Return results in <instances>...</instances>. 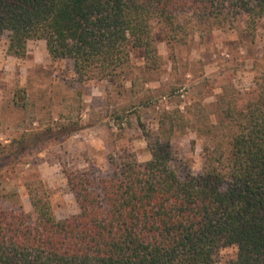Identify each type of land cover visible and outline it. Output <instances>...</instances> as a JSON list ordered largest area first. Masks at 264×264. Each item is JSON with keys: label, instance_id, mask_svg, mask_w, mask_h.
<instances>
[{"label": "trees", "instance_id": "1", "mask_svg": "<svg viewBox=\"0 0 264 264\" xmlns=\"http://www.w3.org/2000/svg\"><path fill=\"white\" fill-rule=\"evenodd\" d=\"M240 20L254 30L264 0H0L11 56L43 40L83 82L120 80L135 52L157 66L158 28L172 44ZM247 95L222 111L200 174L161 124L145 133L147 162L124 153L108 177L65 171L80 210L66 220L41 183L29 185L32 214L0 206V264H214L228 247L230 264H264V91Z\"/></svg>", "mask_w": 264, "mask_h": 264}, {"label": "rangeland", "instance_id": "2", "mask_svg": "<svg viewBox=\"0 0 264 264\" xmlns=\"http://www.w3.org/2000/svg\"><path fill=\"white\" fill-rule=\"evenodd\" d=\"M247 26L195 27L172 44L158 28L157 66L135 52L112 82H83L70 62L51 58L43 40L30 41L18 59L8 53L9 34H0V206L32 214L28 186L41 183L57 219L78 214L65 171L108 177L124 153L147 162L145 133L161 124L176 155L200 174L228 102L243 105L247 93L264 91V21ZM236 256L235 247L223 248L214 264Z\"/></svg>", "mask_w": 264, "mask_h": 264}]
</instances>
